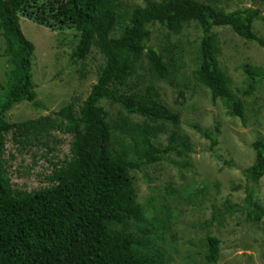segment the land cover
<instances>
[{
	"label": "trees",
	"instance_id": "trees-1",
	"mask_svg": "<svg viewBox=\"0 0 264 264\" xmlns=\"http://www.w3.org/2000/svg\"><path fill=\"white\" fill-rule=\"evenodd\" d=\"M37 1L0 0V35L5 40L0 56L10 64L4 73L6 84L0 85V264H168L149 250L142 253L126 229L143 214L130 171L142 170L170 154L187 155L191 143L188 136L173 131L166 146L155 145L152 138L164 130L165 122L178 124L179 113L164 105L154 85L141 93L124 87L145 53L148 70L163 79L169 74L170 62L164 60V52L149 44V24L159 23L178 35L187 23L196 21L203 31L196 78L209 88L214 100L245 120L244 101L220 68L212 28L229 25L241 37L264 47V38L253 29L260 10L249 6L226 11L215 2L201 0H151L134 7L125 6L122 0H45L34 7ZM21 15L44 25L77 30L80 39L71 54L73 63L86 60L93 47L104 54L106 63L79 112L69 103L55 117L7 119L14 104L34 102L37 96L35 45L23 33ZM245 72L249 83L240 93L249 95L264 79V66L245 65ZM108 100L119 104L116 112L104 104ZM135 114L144 120L135 119ZM48 124L72 135L69 158L53 163L46 178L49 185L29 191L15 188L4 157L6 135L12 133L20 143L29 138L31 130L42 131ZM201 132L214 151L216 132ZM252 146L256 158L244 174L251 183L248 218L256 222L263 215L256 202V184L264 176V139L255 140ZM113 225L124 227L113 229ZM207 241L206 259L216 263L220 240L208 233Z\"/></svg>",
	"mask_w": 264,
	"mask_h": 264
},
{
	"label": "rangeland",
	"instance_id": "rangeland-1",
	"mask_svg": "<svg viewBox=\"0 0 264 264\" xmlns=\"http://www.w3.org/2000/svg\"><path fill=\"white\" fill-rule=\"evenodd\" d=\"M43 1L38 0L34 7ZM148 1L151 0H122L131 7L145 6ZM201 1L215 2L226 11L258 7L260 14L253 29L264 38V2ZM20 24L35 45L33 81L37 96L34 102L23 100L14 104L7 119L21 122L47 115L55 117L69 103L79 112L106 63L104 54L93 47L86 60L73 63L71 54L80 39L77 30L44 25L28 15L20 16ZM148 26L149 44L164 52V60L170 62L169 74L163 79L148 70L145 53L124 89L141 93L154 85L164 105L180 115L178 124L171 121L163 124L164 130L152 138L154 144L166 146L171 133L176 131L189 137L191 148L187 155L170 154L167 159L144 165L142 170L130 171L143 214L139 220L128 223L126 229L142 253L149 250L168 264H264V176L256 184V202L263 208V215L253 222L246 209L251 183L244 174V169L256 158L253 142L264 139V79L252 94L240 93L249 83L245 65L264 66V47L241 37L229 25L212 28L220 68L229 77L233 91L244 101V120L232 115L219 99L214 100L209 88L196 78L203 35L198 22L187 23L178 35L159 23ZM119 33L120 29L115 32ZM4 48L5 40L0 35V52ZM9 65V59L0 56V85L6 84L4 73ZM104 104L112 112L119 108L118 103L109 100ZM133 117L140 122L144 120L137 114ZM204 129L216 132L218 142L214 151L201 132ZM6 138V166L13 186L18 189L29 191L49 185L46 178L54 168L53 163L70 156L72 135L52 124L42 131L31 130L29 138L20 143L12 133ZM208 233L220 240L216 263L206 259Z\"/></svg>",
	"mask_w": 264,
	"mask_h": 264
}]
</instances>
